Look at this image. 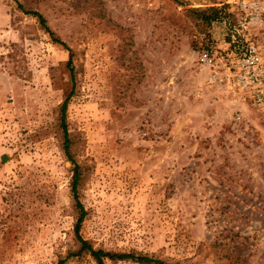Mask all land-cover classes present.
<instances>
[{"label": "rangeland", "instance_id": "rangeland-1", "mask_svg": "<svg viewBox=\"0 0 264 264\" xmlns=\"http://www.w3.org/2000/svg\"><path fill=\"white\" fill-rule=\"evenodd\" d=\"M179 1L0 0V264H56L76 246L56 123L72 85L68 52L30 9L75 52L66 121L90 169L81 236L178 264H264V104L222 92L198 60L209 48L229 73L238 39L264 60V15L201 31L187 8L238 12L235 0Z\"/></svg>", "mask_w": 264, "mask_h": 264}, {"label": "trees", "instance_id": "trees-1", "mask_svg": "<svg viewBox=\"0 0 264 264\" xmlns=\"http://www.w3.org/2000/svg\"><path fill=\"white\" fill-rule=\"evenodd\" d=\"M95 1H97L98 4L100 3L99 0ZM174 1L176 3H182L179 0ZM19 6L22 7L21 5ZM98 11H102V7H99ZM26 13H30L33 17L36 18L38 26L49 35L53 43L58 44L67 50L68 59L65 63L66 67L69 70L70 79L72 82L69 92L59 104V117L58 122L56 123L57 128L60 130L63 136V140L60 145L61 149L65 154L66 159L72 163L70 193L74 202V208L78 210L76 222L74 225L76 246L74 249L68 250L66 255L63 258H60L56 264H65L68 259L81 258L86 255L90 256L94 260L95 264H106L105 259H109L111 261H132L139 264H178L175 262H168L164 259L155 257L154 255L142 252H119L106 250L103 248H96L93 246V243L90 240L83 238L79 233L81 222L83 221L86 214L83 204L79 199V190L85 185L90 174V169L77 161L74 152V147H76L75 139L69 132L66 121L67 104L75 90V80L77 74L73 65L75 52L50 27L47 18L41 12H39L38 10L30 9V11H26ZM185 15L197 26H199L201 31H205L209 27H211L212 24L217 22L226 21L230 26L239 25L241 13L239 11H230L228 9V5H222L208 7H189L185 10Z\"/></svg>", "mask_w": 264, "mask_h": 264}, {"label": "built area", "instance_id": "built-area-1", "mask_svg": "<svg viewBox=\"0 0 264 264\" xmlns=\"http://www.w3.org/2000/svg\"><path fill=\"white\" fill-rule=\"evenodd\" d=\"M246 24L262 25L264 0H235ZM242 19V18H241ZM242 21H240L241 23ZM232 65L225 75L218 70L213 52L209 48L199 52V62L208 69L207 81L222 92L232 89L249 94L255 105L264 104V60L258 46L248 40H232Z\"/></svg>", "mask_w": 264, "mask_h": 264}]
</instances>
